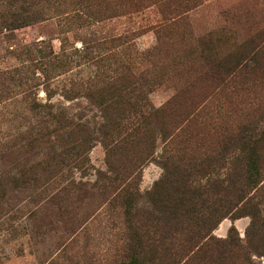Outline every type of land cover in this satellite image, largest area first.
I'll use <instances>...</instances> for the list:
<instances>
[{"label":"rangeland","instance_id":"1","mask_svg":"<svg viewBox=\"0 0 264 264\" xmlns=\"http://www.w3.org/2000/svg\"><path fill=\"white\" fill-rule=\"evenodd\" d=\"M3 1L6 6L22 4ZM42 1L60 6L77 2ZM104 1L122 9L103 13L95 22L89 16L85 22L73 20L59 9L43 22L14 32L0 30V264H117L127 224L112 195L93 188L96 183L102 188L99 172L108 173L109 167L100 134L105 114L97 105L99 95L92 98V92L127 71L139 77L153 69L155 81L145 89L146 99L161 108L197 77L203 39L211 36L213 53L223 57L264 26V0H186L160 33L161 14L175 7L172 1L147 0L140 12L133 9L136 0ZM159 44L162 55L143 56ZM59 64L66 67L58 69ZM179 101L186 114H215L226 95L198 80ZM46 104L76 123H88L95 139H90L85 171L67 158L65 167L43 176L42 163L70 150L74 141L69 132L42 139L56 127L51 122L44 131L42 124L49 119L39 106ZM190 104L194 107H184ZM161 175L156 162L147 163L141 193ZM72 180L88 184L91 194H66V202L54 203ZM249 224L248 217L225 219L214 234L224 239L236 228L244 237ZM255 259L264 264V257Z\"/></svg>","mask_w":264,"mask_h":264},{"label":"trees","instance_id":"2","mask_svg":"<svg viewBox=\"0 0 264 264\" xmlns=\"http://www.w3.org/2000/svg\"><path fill=\"white\" fill-rule=\"evenodd\" d=\"M146 1L136 0L133 9L140 12ZM168 1L176 5L161 14L158 33L177 18L186 0ZM21 3L6 6L0 0V30L14 32L43 22L50 11L59 9L81 22L85 16L100 21L103 13L122 9L104 0H77L68 6L42 0ZM211 47V36L201 41L197 77L161 108L146 99L145 89L155 81L153 69L139 77L128 71L114 76L91 94L99 95L97 105L105 114L100 134L109 167L108 173L99 172V180L105 181L102 188L97 183L93 188L112 195L127 224L117 264H261L255 258L264 257V26L223 57ZM160 48L159 44L143 56L151 58L157 51L162 55ZM198 80L226 95L217 113L186 114L182 109L181 96ZM102 95L108 98L103 101ZM184 107L191 109L194 104ZM39 111L49 119L42 124L44 131L49 123L56 124L54 131L41 135L43 140L62 132H69L74 140L70 150L42 163L43 176L65 167L67 158L85 171L90 139H95L88 123H76L48 104L40 105ZM149 162H156L162 175L142 194L141 172ZM87 186L72 180L54 203L66 202V194H91ZM244 217L250 218L244 237L236 228L224 239L215 236L225 219Z\"/></svg>","mask_w":264,"mask_h":264}]
</instances>
